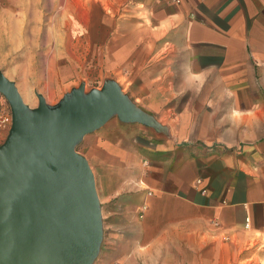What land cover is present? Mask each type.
Masks as SVG:
<instances>
[{"label":"crops","instance_id":"1","mask_svg":"<svg viewBox=\"0 0 264 264\" xmlns=\"http://www.w3.org/2000/svg\"><path fill=\"white\" fill-rule=\"evenodd\" d=\"M63 1L69 32L98 33L105 75L164 127L112 117L87 139L88 161L138 169L131 186L98 176L110 245L93 264H264V0ZM104 189H130V234L106 237L122 193Z\"/></svg>","mask_w":264,"mask_h":264},{"label":"water","instance_id":"2","mask_svg":"<svg viewBox=\"0 0 264 264\" xmlns=\"http://www.w3.org/2000/svg\"><path fill=\"white\" fill-rule=\"evenodd\" d=\"M0 93L11 112L0 144V264H93L102 212L93 170L76 145L113 116L164 127L112 79L87 92L81 83L53 105L36 92L30 107L0 71Z\"/></svg>","mask_w":264,"mask_h":264},{"label":"rangeland","instance_id":"3","mask_svg":"<svg viewBox=\"0 0 264 264\" xmlns=\"http://www.w3.org/2000/svg\"><path fill=\"white\" fill-rule=\"evenodd\" d=\"M36 12L38 18L34 17ZM70 13L68 3L63 0H0V71L15 82L24 102L30 107L38 103L36 92L53 105L81 83L87 92L95 87L100 88L106 80H114L105 75L101 67L100 35L69 32V25L73 22ZM27 94L29 97L26 99ZM0 107L10 111L1 93ZM92 134L83 136L76 145V150L84 156V152H87L85 143ZM95 155V159L88 162L95 176L99 200L103 190L99 189L98 176H117L118 183L115 179L109 182L112 188L124 184L131 186V179L138 176L137 164L132 161L105 160L98 148ZM104 190L122 193L115 194L109 204L104 202V220L108 228L106 237L116 239L115 236L123 228L130 234L133 216L130 189ZM101 245L103 249L110 245L105 236Z\"/></svg>","mask_w":264,"mask_h":264},{"label":"built area","instance_id":"4","mask_svg":"<svg viewBox=\"0 0 264 264\" xmlns=\"http://www.w3.org/2000/svg\"><path fill=\"white\" fill-rule=\"evenodd\" d=\"M11 124V112L0 107V127L9 129Z\"/></svg>","mask_w":264,"mask_h":264},{"label":"bare ground","instance_id":"5","mask_svg":"<svg viewBox=\"0 0 264 264\" xmlns=\"http://www.w3.org/2000/svg\"><path fill=\"white\" fill-rule=\"evenodd\" d=\"M27 97H29V95L27 94V96H26V99H27Z\"/></svg>","mask_w":264,"mask_h":264}]
</instances>
